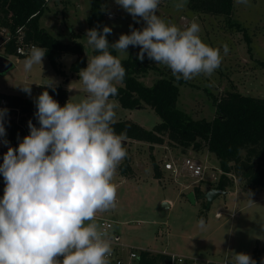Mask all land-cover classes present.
<instances>
[{
	"label": "rangeland",
	"instance_id": "obj_1",
	"mask_svg": "<svg viewBox=\"0 0 264 264\" xmlns=\"http://www.w3.org/2000/svg\"><path fill=\"white\" fill-rule=\"evenodd\" d=\"M100 1L106 24L112 29L113 43L121 34H130V26L136 29L145 26L142 20L140 23L134 22L132 16L115 0ZM173 3L174 0H160L158 15L181 28L195 19L206 44L213 47L227 44L229 48L227 55H223L221 49L222 63L211 76L200 75L179 85V111L194 120L213 121L216 117L215 101L223 99L230 92L237 90L243 95L264 99V0H250L249 5L238 4L234 0V15L230 18L192 11L188 7L189 0L180 11L174 9ZM46 4L47 10L40 19L41 26L62 43L71 44L74 36L79 35L77 41L85 47L87 63L93 56L85 38L92 0H46ZM108 13L112 17H108ZM0 22H3L1 15ZM139 51V47L130 46L127 53H117V56L121 60L137 59ZM17 58H11L13 67L0 74V94L34 98V91L51 79L55 87L68 91L67 101L78 103L86 97L78 73L72 71L77 55L68 53L60 58V68L65 76L56 73L46 56L43 66L35 65L31 71L24 70V58ZM152 65L153 70L140 78L144 85L151 87L161 77L174 79L167 67L153 61ZM26 85H31V96L21 90L20 86ZM120 86L121 83L116 84V87ZM116 112L114 122L132 121L147 131H152L162 122L149 106L125 109L119 104ZM125 141L129 166L126 165V175H123L119 167L125 159L121 161L113 178L117 188L116 206L106 212H97L96 222L114 223L122 242L139 252L146 250L177 257L204 256L225 260L231 255L229 251L245 252L253 257L258 250L264 257V189L255 190L247 186L246 181L229 175L234 185L227 188V195L216 197L211 204L203 198L192 203L186 197L188 190L200 188L205 194L220 182L222 171L215 154L207 148H181L169 141L154 147L136 140ZM0 146L2 161L1 157L8 146ZM187 157L205 167L200 182L183 173L182 161ZM153 161L159 166L160 179L155 177ZM167 162L176 165L180 171L179 177L166 171ZM3 189V176L0 175V198ZM249 192L252 193L253 203H249L245 195ZM218 212L221 213L220 217L216 215ZM200 217L205 219L204 229L198 226Z\"/></svg>",
	"mask_w": 264,
	"mask_h": 264
},
{
	"label": "clouds",
	"instance_id": "obj_2",
	"mask_svg": "<svg viewBox=\"0 0 264 264\" xmlns=\"http://www.w3.org/2000/svg\"><path fill=\"white\" fill-rule=\"evenodd\" d=\"M188 0H174L183 10ZM249 5L250 0H236ZM141 29L130 26L110 44L112 29L94 27L85 38L94 54L78 72L86 97L63 106L47 90L35 98L37 127L28 121L29 134L8 146L0 164L4 189L0 198V264H111V237L96 222L97 212L116 206L117 188L113 178L127 156L126 132L116 133L113 123L119 103L117 83H123L126 69L117 53L139 47L137 59L145 56L167 67L174 81L187 82L197 76H211L220 67L227 44L213 47L201 36L194 19L186 27L165 21L158 15L160 0H115ZM223 50V55L221 53ZM45 47L32 45L25 53L23 67L31 71L43 66ZM31 96V85L20 86ZM56 90L49 79L43 86ZM8 109L0 108V143L9 145L5 120ZM253 203L252 193L245 194ZM206 227L204 217L198 220ZM224 264H257L245 252L229 251ZM137 261L140 257L135 256ZM264 264V261H262Z\"/></svg>",
	"mask_w": 264,
	"mask_h": 264
},
{
	"label": "trees",
	"instance_id": "obj_3",
	"mask_svg": "<svg viewBox=\"0 0 264 264\" xmlns=\"http://www.w3.org/2000/svg\"><path fill=\"white\" fill-rule=\"evenodd\" d=\"M188 7L201 14L220 15L226 18L234 15V0H189ZM45 10H47L46 0H0V15L3 17L0 27L9 29L12 33L18 28H23L24 43L45 47L46 57L60 76H65L60 68V58L68 53L77 55L72 71L78 73L81 68L87 66L84 56L85 47L77 41L79 35L74 36L75 39L71 44L62 43L52 36L40 23ZM87 24L88 29L99 27L102 30L107 26L100 0H92ZM107 39L110 44L113 43L111 34ZM17 44V36H14L5 46L3 54L6 57L16 56ZM110 51L117 56L116 51L111 48ZM94 54L96 53L92 51V55ZM19 57L25 58V56ZM121 63L126 69V76L121 86L117 87L118 96L115 98L119 104L125 109H141L149 106L162 122L152 131H147L138 123L128 120L114 122L112 126L117 134L126 132V140L148 143L151 147L164 145L169 141L170 144L181 148L192 147L195 150L207 148L216 155L223 172L215 189L227 192V188L234 185L229 175H233L234 179L246 181V185L255 190L264 189V99L243 95L236 90L228 93L223 99L215 101L216 117L213 121L194 120L177 108L181 88L179 85L184 83L183 80L176 83L173 78L161 77L153 86L148 87L140 81V78L153 70L152 61L148 58L143 61L129 58L121 60ZM45 90L61 106L67 102L68 91L63 87H56L53 91L51 88L46 89L41 86L36 91L35 98ZM35 98L26 99L0 94V103L3 99L6 100V109L9 110L5 120L6 137H4L9 141L7 146L15 147L20 138L29 134V120L39 126L34 116ZM243 152L245 155L242 154ZM1 159L0 164L3 162V155ZM126 165L128 162L125 158L119 167L123 175H126ZM153 168L155 177L160 179L161 173L155 161ZM193 192L196 200L204 196L200 188L194 189ZM204 201L206 202L205 199ZM258 254L256 250L252 257L257 263ZM139 257L140 260H136L137 264H170L171 258L169 254H154L146 250H140Z\"/></svg>",
	"mask_w": 264,
	"mask_h": 264
},
{
	"label": "built area",
	"instance_id": "obj_4",
	"mask_svg": "<svg viewBox=\"0 0 264 264\" xmlns=\"http://www.w3.org/2000/svg\"><path fill=\"white\" fill-rule=\"evenodd\" d=\"M108 17H112V15L108 13ZM14 36H17L18 46L16 50V56L18 57L25 56L27 50L33 45V44L24 43L23 28H18L15 33H12L11 30L9 29L0 28L1 55H4L3 52L5 50V46L8 44L10 40L14 38ZM6 107H7V101L3 99L0 103V108H6ZM17 113L19 115V110H17ZM22 138H20V140H22ZM15 147H18V144ZM165 169L166 171L171 172V174L174 177H179L180 175L179 169L176 167L175 164L171 162H167L165 164ZM182 169H183V173L185 172L191 177V179L196 180L197 182L201 181L205 171V167H203L201 163L199 162L197 163V161H195L190 157H187L182 161ZM221 173L223 175V172ZM215 180H217V178H215ZM220 215L221 214H218V216ZM100 224L104 227V229L109 233V236L111 237V243L113 248V255L109 257L111 264H128L130 262L136 261L135 256L137 255L139 256L140 254L139 250L135 248H129L127 247L126 244L122 242L120 236L121 234L118 233L114 223H112L111 221H102ZM170 264H224V261L217 262L214 260H209L204 258H195V257L186 258V257L171 256Z\"/></svg>",
	"mask_w": 264,
	"mask_h": 264
},
{
	"label": "water",
	"instance_id": "obj_5",
	"mask_svg": "<svg viewBox=\"0 0 264 264\" xmlns=\"http://www.w3.org/2000/svg\"><path fill=\"white\" fill-rule=\"evenodd\" d=\"M12 67H13L12 61L8 57L0 54V74H4L5 72L9 71ZM124 144H126V141L124 142ZM226 194H227L226 191H221L215 188H210L204 194L203 198L208 202V204H211V202L215 200L216 197L220 195H226ZM188 199L192 203H196L194 192H191L188 195Z\"/></svg>",
	"mask_w": 264,
	"mask_h": 264
},
{
	"label": "crops",
	"instance_id": "obj_6",
	"mask_svg": "<svg viewBox=\"0 0 264 264\" xmlns=\"http://www.w3.org/2000/svg\"><path fill=\"white\" fill-rule=\"evenodd\" d=\"M18 56H12V57H9V59L11 60V58H17ZM17 59H19V58H17ZM37 91V90H36ZM36 91H34V92H36ZM10 95H14V96H19V97H22V98H26V97H23V96H20V95H16V94H10ZM35 96H36V93H35ZM35 98V97H34ZM34 98H26V99H34ZM2 143H0V145H1ZM0 148H1V146H0ZM189 192H188V195L191 193V192H193V191H190V190H188ZM228 193V192H227ZM188 195H186V197H188ZM195 195V194H194ZM227 195V194H226ZM195 199H196V197H195ZM197 201V200H196ZM218 214H221L220 212H218L216 215H217V217H220V216H218ZM259 256H258V258H259V261H258V263L257 264H262V261H264V257H263V255H261L260 253L258 254ZM195 257V256H194ZM194 257H188V258H194ZM195 258H204V259H209V260H214V261H217V262H221V261H224V260H215V259H213V258H208V257H204V256H200V257H195Z\"/></svg>",
	"mask_w": 264,
	"mask_h": 264
}]
</instances>
